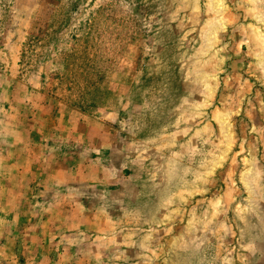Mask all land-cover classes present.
Wrapping results in <instances>:
<instances>
[{"label": "rangeland", "instance_id": "obj_1", "mask_svg": "<svg viewBox=\"0 0 264 264\" xmlns=\"http://www.w3.org/2000/svg\"><path fill=\"white\" fill-rule=\"evenodd\" d=\"M0 264H264V0H0Z\"/></svg>", "mask_w": 264, "mask_h": 264}]
</instances>
